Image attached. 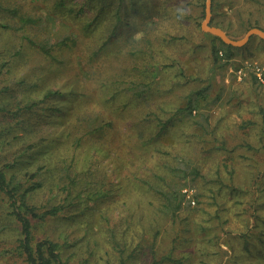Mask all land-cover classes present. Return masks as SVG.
I'll return each mask as SVG.
<instances>
[{
	"label": "rangeland",
	"instance_id": "374dc122",
	"mask_svg": "<svg viewBox=\"0 0 264 264\" xmlns=\"http://www.w3.org/2000/svg\"><path fill=\"white\" fill-rule=\"evenodd\" d=\"M16 1L40 17V29L32 28L28 33L41 29L55 34L74 31L77 37L76 46L65 51L58 62L31 51L23 58H14L9 64L12 71H6L5 66L0 75L2 88L11 84L14 75L37 70L46 79L43 87L58 86L62 93L80 94L72 96L79 99L72 98L74 108L65 120L67 144L57 147L52 158L48 155L37 159V164L24 163L20 158L16 161L15 179L23 188L40 185L27 193L31 204L65 205L58 216L31 218L32 243L55 238L62 244V259L69 264H102V255L124 241L123 237L128 243L150 244L146 229L158 228L157 254L178 257L184 249L185 264L228 262L229 255L216 244L223 249L229 248L230 241L239 246L238 236L252 229L254 212L250 199L258 195L257 187L263 179L264 39L253 35L244 46L234 49L229 61L213 64L211 47L219 40L201 29L206 0L204 6L196 0H135L132 5H125L127 24L119 22L115 9L118 0ZM149 14L158 16L161 24L144 36L143 16L150 17ZM211 24L221 27L233 39L243 37L252 27L264 30V0H213ZM141 37H151L150 49L145 42L138 47L136 40ZM15 40L11 30H0V53ZM99 48L93 58L92 52ZM76 53L81 56L77 58ZM148 59L153 69L137 71V62L142 67ZM41 62L45 66L42 70L37 68ZM81 63L95 73L94 78L84 70L82 75L86 77L81 75ZM127 65L130 70L125 68ZM132 76H145L146 81L156 77V82L147 88L146 98H139L140 104L133 101V93L121 89L122 80ZM206 85L209 87L204 96L197 99L193 95L199 108L190 112L185 107L186 95ZM7 100L14 101L13 97ZM74 109L87 116L99 112L113 126L100 139L70 146L69 140L76 133L68 128V119L74 117ZM153 113L162 117L167 128L158 143L169 154L161 155L174 156L175 160L191 158L201 171L194 179L187 177L189 185L182 188L185 218L181 221L189 228L181 232L177 242H190L181 246L165 232L170 222L159 209L160 200L141 186L143 178L135 176L149 175L157 157L153 155L154 148H138L141 140L161 125L148 121ZM132 126L137 130L128 135L126 131ZM144 131L147 135H143ZM40 161L46 166L37 172L35 165ZM63 163H70L67 172L75 179L67 194L59 186L66 172ZM26 169L28 174L21 179ZM32 173L34 176L28 177ZM152 180L159 182L155 177ZM20 237L19 221L0 191V264H28L18 247ZM132 257L140 264L150 261L140 254ZM158 264L174 263L163 260Z\"/></svg>",
	"mask_w": 264,
	"mask_h": 264
},
{
	"label": "trees",
	"instance_id": "16d2710c",
	"mask_svg": "<svg viewBox=\"0 0 264 264\" xmlns=\"http://www.w3.org/2000/svg\"><path fill=\"white\" fill-rule=\"evenodd\" d=\"M134 1L118 0L115 9L118 12L120 23L127 24L129 22L128 16L125 13V5L126 3L132 5ZM195 2L204 6V0H196ZM181 10L185 11V7L181 6ZM176 14L178 15L179 13L176 12ZM149 16H143L145 20L142 23L146 24V29L143 30L144 36L149 35V31L156 29L157 25L161 24L158 16H151L150 14ZM40 21L39 16L31 14L29 9H25L16 0H0V30H11L16 37L15 44L9 45L5 51L0 53V75L3 73L5 66H8V68L6 67V71H12L9 64H12L14 58H23L31 51H36L48 60L51 59L54 62H58L63 58L65 51L71 50L76 46L77 37L74 31L55 34L50 30L45 31L41 29L33 34L28 33L32 28L40 29ZM137 26L139 25L137 24ZM217 39L219 43L211 47L213 64L229 61L233 57L234 49L237 48L236 46L224 43L219 37ZM136 41L139 48L140 43L143 45L145 42L147 49H150L153 44L151 37H141ZM100 50V48L94 49L92 52V55L94 54L93 58ZM75 55L77 58L81 56L79 53ZM92 55L90 54L91 57ZM135 61L136 59H134L133 63ZM139 64L138 62L136 64V67L139 68L137 71L153 69L150 66L149 59L141 64L142 67H139ZM37 68L42 70L45 66L41 62L38 63ZM125 68L130 70L128 65ZM32 70L34 69L32 68ZM79 70L81 75L84 70L90 78L95 77L93 71L85 68V63H81ZM38 73L39 71L36 70L22 76L18 75L19 77L14 75L11 79V84H6L0 88V191L9 201L10 212L19 221L21 237L18 247L25 254L26 262L28 264H69L66 260L62 259L61 251L59 250L62 244L57 239L44 238L34 243L31 241V218L41 220L47 217L58 216L64 211V203H43L40 206H35L27 200V193L34 188H39L40 185L34 186L32 184L33 186L29 185L23 188L21 182L15 179L17 173L15 167L17 166L16 161L18 158L24 159L23 162L30 165L37 164V159L48 155L49 158H52L57 147L67 144L69 132H67L65 120L69 116V112L74 108L71 101L73 100L72 98H77L72 96L79 94H66L67 92L65 91L62 93L61 88L57 85L54 88L43 87V82H46V79L43 78V75H38ZM82 76L86 77L85 75ZM146 78L145 76L141 78L132 76L122 80V91L128 94L133 93V101L137 104H140L139 98H146L147 88H150L156 82V77L150 81L144 80ZM208 87L209 85H206L186 95L187 103L185 107L190 109V112L195 107L199 108L194 103L193 95L199 99L200 96H204V90ZM12 97L14 101L7 100ZM77 107L80 108L78 105ZM75 112L73 113L74 117L68 119V128L71 131L74 129L76 133L75 137L69 140L70 146H80L83 142L92 140V138L100 139L105 135L106 130L113 126V122L106 119L105 115L99 112L92 113L90 116L77 110ZM77 113L79 114L76 116L75 114ZM92 117L94 119L90 121ZM148 121L154 123V126L161 125L157 129L153 127L154 130L151 135L142 139V143L140 142L138 148H147V150L154 148L156 150H153V155H157V157L153 159L154 162L149 175L146 176L144 173L137 175L138 173H135V176L139 180L143 178L140 181L141 186H146L147 191L153 193L160 200L159 209L164 218L170 222L169 226L165 227L167 229L165 232H168L170 237H172L171 241L177 242V239H180L181 232L189 228L188 225H183L181 221L185 218L182 216V212L185 209V192L182 191V188L185 185H189L186 181L187 177L194 179L201 174V171L198 165L192 164L191 158L184 159V157L177 158L176 160L173 158L174 156L171 158L166 156L164 158L161 153L165 152L169 154V152L163 151L164 147L158 143V139L167 131L166 123L165 121L162 122V117L154 113L149 116ZM136 130L137 127L132 126L126 132L128 135H132ZM183 133H179V136H182ZM143 135H147V133L144 131ZM49 136L52 137L49 138ZM174 160L176 163H174ZM64 163L63 167L66 171L64 177H62L64 182L62 181V185L60 183L59 186L67 194L71 190V185L75 179L73 175L67 172L70 163L66 165ZM44 165L46 166V164H41V161L38 162V165H35V171H40ZM58 168L62 169V166H58ZM27 171L28 169L24 171L22 176L20 175L21 179L28 174ZM32 176H34V173L28 175V177ZM262 176L263 179L259 185L260 187H257L259 191L258 195L250 199L254 212V226L252 229L243 231L238 236L241 240L239 241V246L230 241V243L228 242L229 248L223 249L220 244H216L219 250L229 255V258H227L228 262L225 264H264V213H257L261 209L264 210V172ZM153 177L158 179L159 182L153 181ZM206 190L213 191V188L206 187ZM197 194L195 193L194 195L196 198H198ZM200 226L203 229L206 228L202 225ZM159 232L160 229L158 228H147L146 234L148 241L151 242L146 245L139 243V241L128 243L126 236L123 237L124 241H121L116 247L112 245L108 251H104L105 253L100 258L102 264H140L133 260L135 258L132 257L134 254L146 256L150 260L149 264H158L163 260H168L174 264H185L186 255L184 249H182L183 251L180 252V256L178 257H171L165 253L157 254L155 247ZM185 242L190 241H178L177 244L181 246ZM173 247H177V245H173ZM198 263H203V261L199 260Z\"/></svg>",
	"mask_w": 264,
	"mask_h": 264
},
{
	"label": "water",
	"instance_id": "95a60500",
	"mask_svg": "<svg viewBox=\"0 0 264 264\" xmlns=\"http://www.w3.org/2000/svg\"><path fill=\"white\" fill-rule=\"evenodd\" d=\"M211 5H212V0L205 1V17L201 23V29L203 31L211 33L219 37L224 43L236 47H241L245 45L253 35H258L260 38L264 39V30L259 27L250 28L245 33V35L239 39H233L229 37L228 34L221 27L211 24V9H212Z\"/></svg>",
	"mask_w": 264,
	"mask_h": 264
}]
</instances>
